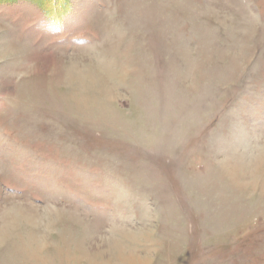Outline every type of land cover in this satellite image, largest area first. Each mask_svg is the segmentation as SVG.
<instances>
[{
    "label": "rangeland",
    "instance_id": "rangeland-1",
    "mask_svg": "<svg viewBox=\"0 0 264 264\" xmlns=\"http://www.w3.org/2000/svg\"><path fill=\"white\" fill-rule=\"evenodd\" d=\"M40 2L0 0V264H264V0Z\"/></svg>",
    "mask_w": 264,
    "mask_h": 264
},
{
    "label": "trees",
    "instance_id": "trees-1",
    "mask_svg": "<svg viewBox=\"0 0 264 264\" xmlns=\"http://www.w3.org/2000/svg\"><path fill=\"white\" fill-rule=\"evenodd\" d=\"M33 2L40 8H43L44 5L42 4V2H40V0H33ZM51 15V14H50Z\"/></svg>",
    "mask_w": 264,
    "mask_h": 264
}]
</instances>
